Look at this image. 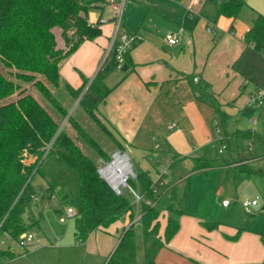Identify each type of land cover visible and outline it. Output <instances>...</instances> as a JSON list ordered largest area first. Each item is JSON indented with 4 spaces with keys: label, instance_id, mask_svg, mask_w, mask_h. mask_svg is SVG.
<instances>
[{
    "label": "crops",
    "instance_id": "1",
    "mask_svg": "<svg viewBox=\"0 0 264 264\" xmlns=\"http://www.w3.org/2000/svg\"><path fill=\"white\" fill-rule=\"evenodd\" d=\"M176 1L164 7L168 21L164 35L173 32L178 43L170 45L164 35L156 33L159 27L153 22L160 20L157 15H150L149 9L151 25L138 29L143 39L131 50L127 71L116 70L120 77L113 85L108 84L109 77L106 80L113 90L98 114L125 142V153L137 169L148 171L154 183L163 184L156 191L163 192L158 202L163 210L160 234L164 236L169 207L184 212L180 230L160 250L155 264L264 263L262 235L228 219L226 213L215 220L191 213L187 209L191 185L188 200H183L190 177L170 175L176 163L187 164L191 172L192 159L208 158L204 155L207 148L219 142L221 136L216 132L215 109L199 99L194 87L210 95L229 118L247 110L252 106L250 97L264 91V49L260 52L245 41L255 17L264 16V0H245L246 6L236 18L220 15L222 0ZM101 28V37L85 42L62 62V81L78 88L82 75L95 78L104 64L114 31L111 23ZM254 108L262 111L264 105ZM171 124L176 127L169 128ZM246 159L255 162L249 157L242 160ZM214 168L221 173L230 170L222 162ZM231 205V201L228 206L222 205L225 212ZM139 219V214L132 218L128 212L110 227L92 233L83 245L105 264L125 230ZM203 222L218 225L207 229Z\"/></svg>",
    "mask_w": 264,
    "mask_h": 264
},
{
    "label": "trees",
    "instance_id": "2",
    "mask_svg": "<svg viewBox=\"0 0 264 264\" xmlns=\"http://www.w3.org/2000/svg\"><path fill=\"white\" fill-rule=\"evenodd\" d=\"M101 1L0 0V62L8 71L6 74L0 68V237L8 234L18 241L20 235L27 232L24 216L36 196L32 181L40 172L44 160L55 155L79 175L80 206L74 216L76 243L85 244L92 233L110 227L128 212H131L132 218L139 214V221L125 230L105 264H138L141 253L142 264H155L160 250L180 230V218L184 212L174 206L168 208L170 214L162 236L159 218L163 210L158 202L163 192L154 191L149 172L136 169V176L128 179L131 189L141 197L139 202L129 188L117 194L101 177L98 162L86 153L66 127L62 128V123L67 119L79 138L96 155L105 163L111 162V152L84 128L74 114H70L57 95V91L63 88L69 95L71 105L78 102L77 109L80 108L90 120L96 122L104 133L111 134L100 122L97 113L113 90L106 80L120 67L116 50L109 53L93 80L82 75L83 82L78 88L63 83L60 74L64 60L85 42L102 36L101 25L89 22L92 10L102 11L97 6ZM245 6V0H222L219 13L236 18ZM57 31L60 32L63 46L59 43ZM245 41L258 51H263V15L255 17ZM130 52L124 55L122 66H129ZM30 84L46 103L41 102L33 91L27 90ZM194 91L199 99L215 109L216 116H220L226 126L229 117L222 112L219 104L196 87ZM16 95L18 97L13 99ZM218 126L221 127L219 122ZM233 136L238 141L251 138L253 133L236 130ZM225 142L229 148L228 137ZM31 159L34 161L31 162ZM192 161L191 172L215 167L214 160L209 158H193ZM242 173L249 178L256 172L243 170ZM49 190L53 195L61 193V200L71 206V195L66 190L56 192L52 183ZM189 192L188 178L184 201L188 200ZM203 225L207 229H215L218 224L203 222ZM5 255L13 254L0 248V257Z\"/></svg>",
    "mask_w": 264,
    "mask_h": 264
},
{
    "label": "rangeland",
    "instance_id": "3",
    "mask_svg": "<svg viewBox=\"0 0 264 264\" xmlns=\"http://www.w3.org/2000/svg\"><path fill=\"white\" fill-rule=\"evenodd\" d=\"M174 2L177 1L127 0L122 18V31L126 30L134 34L137 33L139 28H148L151 25L148 17V10L150 9V15L155 14L160 20V23L153 22L159 27L156 33L163 36L166 31L165 28L168 26V21L164 17V7L173 5ZM101 13L102 11L97 9L92 10L89 14V22H96ZM110 14L111 12H105V16ZM56 35L60 45L63 46V41L59 37L60 32L57 31ZM107 56L108 49L104 60ZM0 68L8 74L1 62ZM115 71L109 76L108 84L113 85V83L118 82L120 71ZM27 90L33 91L41 102H45L44 98L35 91L32 84L27 86ZM57 95L67 106L70 114H74L84 128L96 136L100 144L111 152V162L116 152L121 154L126 152L125 142L116 135L100 113H97L100 122L112 135L104 133L96 122L90 120L80 108L77 109L78 102L71 105L69 95L63 88L57 91ZM17 97L16 95L13 99ZM50 109L55 113L52 107ZM252 119H258L259 125L257 128L251 127L250 121ZM217 122L221 125V137L227 136L229 138V148L223 154H220V141L215 142L207 148L204 155L214 160L215 165L217 162H222L230 170L221 173L217 168H211L207 171L190 172V167L187 164L176 163L171 168L170 175L180 173L179 176L181 177H190L191 193L189 192L190 198L187 209L191 213L203 215L212 220L226 213L225 217L228 219H232L239 224L242 223L247 229L262 235L264 243V175L262 174L264 172V110L256 111L253 106H250L239 116L228 118L226 126L220 116H217ZM64 127L76 138L86 153L98 162L100 168H104L110 163H105L84 140L79 138L76 130L68 123L67 119L62 123V128ZM236 130H251L253 136L249 139L237 141L233 136ZM245 157L254 158L255 162L247 159L242 160ZM130 163L134 174H136L138 166L133 160H130ZM243 170H255L256 173L246 178L242 173ZM50 183L56 187V192L64 189L71 195L70 205L78 212L80 184L77 171L68 166L58 156L47 157L41 166L40 172L36 174L32 181V187L40 200L31 202L24 216L28 228L27 233L34 235L35 239L28 246H23L11 237H0V248L9 250L13 254L12 256H1L0 264H101L102 259L100 257L87 252L86 246L83 244L76 243L74 217L66 215L68 205L61 200V193H57L52 199L50 198L52 195L49 190ZM124 189L126 188L122 187V190ZM254 197L259 198V205L252 214H247L242 204L245 200ZM225 198L232 203L227 212L222 206V201ZM168 214H170L169 210ZM61 218L65 220L61 221ZM103 261L105 262V260ZM142 261L143 253L138 259V264H142Z\"/></svg>",
    "mask_w": 264,
    "mask_h": 264
},
{
    "label": "built area",
    "instance_id": "4",
    "mask_svg": "<svg viewBox=\"0 0 264 264\" xmlns=\"http://www.w3.org/2000/svg\"><path fill=\"white\" fill-rule=\"evenodd\" d=\"M172 1H176V0H172ZM126 2L127 0H103L99 3H97V6L99 9L102 10L101 16L96 20V22H93L92 24L97 25L98 23L100 25L103 24H107V23H111L114 26V31L113 34L111 36V42H110V47L108 50V55L112 50H116L117 53V60L120 62V67L122 68V64L124 62V55L127 52H130L134 45L136 43H139L142 41L143 37L142 35H140L138 32L137 33H131L129 31L123 30L122 31V18H123V13H124V9L126 6ZM105 12H111V14L109 16H105ZM165 40L170 44V45H176L178 43V37L176 36V34H174L173 32H167L165 35ZM195 81H198V79H195ZM250 105H252L253 107H261L264 105V91H258L256 93H254L251 97H250V101H249ZM250 125L253 128H257L259 125L258 119H252L250 121ZM176 125L175 124H171L169 126V128H175ZM216 132L219 134L220 133V127L218 126V123L216 122ZM220 141V149H219V153L223 154L224 151H226L227 148V144L225 142V140L220 136L219 138ZM109 168V165H107L104 168H100L99 172L101 173V175L108 180V182L111 184L112 188L114 189V191L117 194H121L122 192V187L125 188H129L135 195H136V200L137 202H139L141 200V197L138 196L129 186L128 184V180L127 181H122L121 184H119L118 186H114L109 179L105 176V171ZM163 184L159 183V182H155L154 186H155V192L157 191V189L159 187H161ZM56 195H51L50 198H54ZM40 200V198L38 196H34L33 197V201L34 202H38ZM259 198H254L251 200H245L243 202V208L245 210V212L247 214H252L254 209L258 206L259 204ZM230 204V200H224L222 201V205L223 206H228ZM77 214V211L75 210L74 207L72 206H68L67 210H66V215L68 217L71 216H75ZM64 218H61V221H64ZM5 236L10 237L8 234H6ZM35 239L34 235L32 234H28L27 232L23 233L20 235L18 242L23 245V246H28L31 242H33V240Z\"/></svg>",
    "mask_w": 264,
    "mask_h": 264
},
{
    "label": "bare ground",
    "instance_id": "5",
    "mask_svg": "<svg viewBox=\"0 0 264 264\" xmlns=\"http://www.w3.org/2000/svg\"><path fill=\"white\" fill-rule=\"evenodd\" d=\"M131 171L130 162L121 156H116L113 165H111L106 171L105 176L114 185L118 186L122 183L124 176Z\"/></svg>",
    "mask_w": 264,
    "mask_h": 264
},
{
    "label": "water",
    "instance_id": "6",
    "mask_svg": "<svg viewBox=\"0 0 264 264\" xmlns=\"http://www.w3.org/2000/svg\"><path fill=\"white\" fill-rule=\"evenodd\" d=\"M122 70L123 71H127V65L126 64H124L123 65V67H122ZM121 156V157H125L129 162H130V158H129V156L126 154V153H124V154H121L120 152H116L115 154H114V159H113V161L112 162H110L108 165H109V167L111 166V165H113V163H114V161H115V157L116 156ZM130 165H131V171L129 172V173H127L125 176H124V181H127L130 177H135L136 175L134 174V172H133V169H132V164L130 163ZM100 173V172H99ZM100 175H101V173H100ZM101 177L111 186V184L108 182V180L107 179H105L102 175H101ZM112 187V186H111ZM113 189V188H112ZM114 190V189H113Z\"/></svg>",
    "mask_w": 264,
    "mask_h": 264
}]
</instances>
